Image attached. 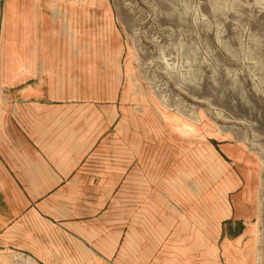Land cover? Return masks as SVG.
Wrapping results in <instances>:
<instances>
[{
  "label": "rangeland",
  "instance_id": "374dc122",
  "mask_svg": "<svg viewBox=\"0 0 264 264\" xmlns=\"http://www.w3.org/2000/svg\"><path fill=\"white\" fill-rule=\"evenodd\" d=\"M1 143L0 264H264V0H0Z\"/></svg>",
  "mask_w": 264,
  "mask_h": 264
},
{
  "label": "crops",
  "instance_id": "0c3cea01",
  "mask_svg": "<svg viewBox=\"0 0 264 264\" xmlns=\"http://www.w3.org/2000/svg\"><path fill=\"white\" fill-rule=\"evenodd\" d=\"M10 60L13 59L19 61V53H15V50H11L9 53ZM19 134V130H17ZM16 134L14 138L11 137L10 142L14 143L19 147V135ZM17 151V150H15ZM15 157V160L12 158H8L7 154V146H3L0 144V242H8L11 241H20L23 236L20 233L29 234L33 232V229L36 227H29L28 225H23L22 218L25 215H28L29 212L24 211L23 204L21 206L20 198H19V159L16 154L18 152H10ZM10 162V163H8ZM10 164V166H9ZM22 184V183H21ZM32 191V189H31ZM28 209V207H27ZM27 213V214H26ZM31 228V230H30ZM30 231V232H29ZM34 233V232H33ZM32 235V234H31ZM33 238V237H32ZM19 245V244H17ZM66 249V247H64ZM80 257V256H79ZM61 258V257H60ZM50 259V258H49ZM63 264H68V256L63 257Z\"/></svg>",
  "mask_w": 264,
  "mask_h": 264
}]
</instances>
